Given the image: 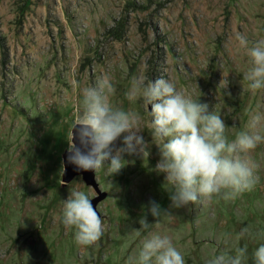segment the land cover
Here are the masks:
<instances>
[{
  "label": "rangeland",
  "instance_id": "374dc122",
  "mask_svg": "<svg viewBox=\"0 0 264 264\" xmlns=\"http://www.w3.org/2000/svg\"><path fill=\"white\" fill-rule=\"evenodd\" d=\"M238 32L249 46L264 39V0H0V264H127L149 232L169 237L185 264L244 246V264H253L264 244V144L249 153L260 165L253 191L170 209L158 224L148 214L151 227L133 231L150 200L170 208L172 191L154 170L148 110L128 99L133 77L171 80L220 114L233 140L252 113L264 112V89L244 79L251 64ZM104 75L116 89L111 104L140 114L150 155H125L119 174L108 162L94 171L106 194L95 207L103 236L83 247L62 223L63 200L73 190L98 194L81 174L64 180L63 156L82 88ZM242 227L249 233L237 240Z\"/></svg>",
  "mask_w": 264,
  "mask_h": 264
},
{
  "label": "clouds",
  "instance_id": "9594fccd",
  "mask_svg": "<svg viewBox=\"0 0 264 264\" xmlns=\"http://www.w3.org/2000/svg\"><path fill=\"white\" fill-rule=\"evenodd\" d=\"M235 40L250 58L251 67L244 76L249 88L264 89V39L249 46L247 36L238 32ZM73 84L78 86L76 81ZM115 92L107 75L82 88V106L77 110L66 157V163L78 172H94L108 162L109 171L119 174L127 164L125 155H150L148 141L137 130L140 114L113 106L110 97ZM127 95L130 101L141 100L148 110L151 137L158 141L155 146L159 159L154 170L172 187L170 208L163 209L150 200L145 206L148 212L140 218V227L134 232L151 227L148 214L158 224L162 216H172L170 209L185 208L214 196L235 200L255 189L260 181V165L249 153L264 144V112L252 113L247 130L229 140L222 116L210 111L207 103L178 91L171 80L133 77ZM118 140L120 145L116 146ZM62 223L65 228L75 229L74 240L79 246H92L103 236V220L83 191L73 190L63 200ZM248 233L249 228L242 227L236 239ZM246 253V246L237 247L234 255L220 254L209 264H244ZM127 264H185V259L169 237L149 232L138 254L129 256ZM253 264H264V244L254 251Z\"/></svg>",
  "mask_w": 264,
  "mask_h": 264
},
{
  "label": "water",
  "instance_id": "95a60500",
  "mask_svg": "<svg viewBox=\"0 0 264 264\" xmlns=\"http://www.w3.org/2000/svg\"><path fill=\"white\" fill-rule=\"evenodd\" d=\"M74 143H77V146H79L78 141H74ZM66 157H67V154L63 156V160H64L63 163H64V168H65L64 175H63L64 180L65 181L70 180L74 176L81 174L85 183L87 185L92 186L98 194V196H94L92 199V203L95 208L97 203L101 201L102 199H104L106 196L105 192L101 191V189L99 188L98 182L95 178V173L93 171H88V172L76 171L72 165H68L66 163Z\"/></svg>",
  "mask_w": 264,
  "mask_h": 264
}]
</instances>
